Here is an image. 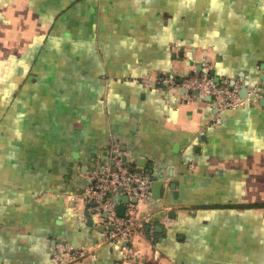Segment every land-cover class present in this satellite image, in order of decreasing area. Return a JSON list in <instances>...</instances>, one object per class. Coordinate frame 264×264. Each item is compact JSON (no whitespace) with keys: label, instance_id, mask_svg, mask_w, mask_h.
<instances>
[{"label":"crops","instance_id":"obj_1","mask_svg":"<svg viewBox=\"0 0 264 264\" xmlns=\"http://www.w3.org/2000/svg\"><path fill=\"white\" fill-rule=\"evenodd\" d=\"M13 1L0 21V264H52L55 242L100 245L71 264H125L78 198L114 142L163 178L146 207L155 232L138 233L127 264H264L252 206L264 203V0ZM198 65L258 100L185 101Z\"/></svg>","mask_w":264,"mask_h":264},{"label":"built area","instance_id":"obj_2","mask_svg":"<svg viewBox=\"0 0 264 264\" xmlns=\"http://www.w3.org/2000/svg\"><path fill=\"white\" fill-rule=\"evenodd\" d=\"M150 78H143L141 82L145 85L156 82ZM157 79L158 83L165 81L164 78ZM181 86L185 90V101L210 96L219 111L238 109L258 100L255 88H248L247 97H243L240 94L243 86L241 80L227 77L216 79L208 71H193L184 77ZM109 153L108 162L91 170L90 184L78 198L84 201L90 216L106 229L105 240L121 246L123 263H134L138 252V233L144 229L155 232L152 213L146 210L152 201L154 177L150 172L131 165L119 143H112ZM125 196L129 200L124 204ZM121 204L125 205L123 215L119 214ZM99 246L75 247L67 242H57L51 247L52 264H71L94 256Z\"/></svg>","mask_w":264,"mask_h":264},{"label":"water","instance_id":"obj_3","mask_svg":"<svg viewBox=\"0 0 264 264\" xmlns=\"http://www.w3.org/2000/svg\"><path fill=\"white\" fill-rule=\"evenodd\" d=\"M262 68H264V65H262ZM197 71L198 72H201V71H207V69H205L204 67H203V65H198V67H197ZM262 79L264 80V75H263V77H262ZM185 91V90H184ZM240 94L243 96V97H247V94H248V87H247V85L246 84H244L243 85V87H242V89H241V91H240ZM207 99H211V97L210 96H208V97H206ZM261 103H262V105H264V97L263 98H261ZM126 160H127V158H126ZM127 161H129V160H127ZM139 162V165H144V161H138ZM140 168V167H139ZM140 169H142V167L140 168ZM143 170V169H142ZM162 186H163V178H154V184H153V191H154V193H155V195L157 196L158 195V193H159V190L162 188ZM128 197H123V203L125 204V203H127L128 202ZM124 204H121V205H119V214L120 215H123L124 214V211H125V205ZM54 244H56V242L54 243Z\"/></svg>","mask_w":264,"mask_h":264},{"label":"rangeland","instance_id":"obj_4","mask_svg":"<svg viewBox=\"0 0 264 264\" xmlns=\"http://www.w3.org/2000/svg\"><path fill=\"white\" fill-rule=\"evenodd\" d=\"M14 2L15 1H13V0H0V21L2 20L1 19V11H2V7L3 6H5V7H7L8 8V12H7V22H8V24H9V21H11L10 20V16H12V15H14L15 14V12L13 11L14 10V7H16L15 6V4H16V2H15V4H14ZM14 4V5H13ZM8 13H9V15H8ZM25 19H22V24H24L25 23Z\"/></svg>","mask_w":264,"mask_h":264},{"label":"trees","instance_id":"obj_5","mask_svg":"<svg viewBox=\"0 0 264 264\" xmlns=\"http://www.w3.org/2000/svg\"><path fill=\"white\" fill-rule=\"evenodd\" d=\"M211 75H212V74H211ZM212 76H213V75H212ZM252 206H253V207H260V208H261V207H264V203H262V204H255V205L252 204Z\"/></svg>","mask_w":264,"mask_h":264}]
</instances>
